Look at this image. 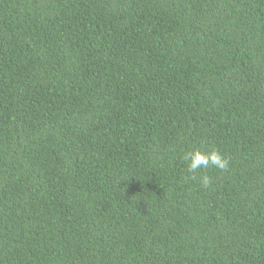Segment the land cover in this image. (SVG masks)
<instances>
[{
	"label": "trees",
	"instance_id": "16d2710c",
	"mask_svg": "<svg viewBox=\"0 0 264 264\" xmlns=\"http://www.w3.org/2000/svg\"><path fill=\"white\" fill-rule=\"evenodd\" d=\"M0 264H264V0H0Z\"/></svg>",
	"mask_w": 264,
	"mask_h": 264
},
{
	"label": "clouds",
	"instance_id": "9594fccd",
	"mask_svg": "<svg viewBox=\"0 0 264 264\" xmlns=\"http://www.w3.org/2000/svg\"><path fill=\"white\" fill-rule=\"evenodd\" d=\"M184 161L187 163V170L191 173H196L199 169H207L209 165L214 166L222 171L228 169V161L219 153L213 150L207 154L200 151L187 152L183 156ZM202 183L205 186L210 184L208 176L202 177Z\"/></svg>",
	"mask_w": 264,
	"mask_h": 264
}]
</instances>
